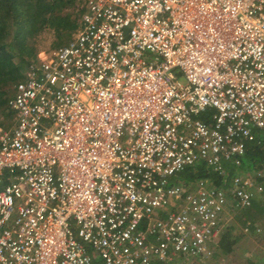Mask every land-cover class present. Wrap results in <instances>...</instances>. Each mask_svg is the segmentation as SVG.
<instances>
[{
	"label": "built area",
	"instance_id": "2783aa9c",
	"mask_svg": "<svg viewBox=\"0 0 264 264\" xmlns=\"http://www.w3.org/2000/svg\"><path fill=\"white\" fill-rule=\"evenodd\" d=\"M0 129V264H209L264 140V0H82ZM204 163L221 177L170 184ZM244 232L248 231L245 227Z\"/></svg>",
	"mask_w": 264,
	"mask_h": 264
},
{
	"label": "trees",
	"instance_id": "16d2710c",
	"mask_svg": "<svg viewBox=\"0 0 264 264\" xmlns=\"http://www.w3.org/2000/svg\"><path fill=\"white\" fill-rule=\"evenodd\" d=\"M78 2L79 0H0V114L12 117L7 102L13 86L23 78L28 63L37 57L34 38L49 29L57 38L54 47L66 43L80 23L81 10H76ZM224 165L229 175L245 168L255 171L257 181L263 186L264 195V140L247 145L238 168L227 162ZM200 177H209L217 185L222 183L221 177L201 163L187 167L171 177L170 184L194 181ZM242 212L243 216L239 221L242 225H248L250 232L253 233L256 226L264 230L263 225L257 224L260 218V221L264 219V196L254 200ZM233 228L234 226H229L216 244L223 257L234 252L233 245L240 239V236L233 234ZM261 246L264 247V244ZM263 251L264 248L251 252V255L247 253L244 264H264ZM92 264H99V260L95 259Z\"/></svg>",
	"mask_w": 264,
	"mask_h": 264
},
{
	"label": "rangeland",
	"instance_id": "374dc122",
	"mask_svg": "<svg viewBox=\"0 0 264 264\" xmlns=\"http://www.w3.org/2000/svg\"><path fill=\"white\" fill-rule=\"evenodd\" d=\"M81 3H82V0H79V2L77 3L76 10L79 9V6L81 5ZM74 34H75V31L71 34V37H73ZM55 42H57V38L54 35L53 31L49 30V29H46L45 31L40 33L38 36H36V38H34V41H33L34 47L36 50V54H37V57H35V59H43L44 57L49 56L52 53V51L56 48L53 46V44ZM17 61H19L18 57H17ZM22 66H23V64H22ZM12 125H13V120H12L11 116H4L3 114H0V129H9ZM240 172L243 174H249L251 176H253L254 174H255V176L257 175L255 171L249 170L248 168L242 169ZM254 197L258 198L257 195L256 196L254 195ZM242 210L243 209H232L231 221L227 225V227H229L231 225L234 226V228H233L234 233L233 234L240 236V239L238 240V242L233 245L234 246V253H233L234 257L229 258L228 261H227V258H225L227 261V264H244L245 263L244 259L247 255V253H249L251 255V252L253 253L255 251V244L253 243L254 240L258 244H260V243L264 244V230H262V227H258V228H261V232L256 233L255 236L250 234L249 230L247 232H244L242 230V228H244V226H242V224L239 221V218L243 216ZM260 219H259L257 224L263 225V227H264V219H262V221H260ZM246 235H249V236L252 235L253 237L252 236L251 237L254 239L253 240L248 239L246 237ZM252 246H254V247H252ZM244 252H246V255L245 254L243 255ZM214 256H215V254H214ZM252 256H253V254H252ZM220 258H222V257H220ZM214 259H212V260H214ZM238 260H240L239 263L237 262Z\"/></svg>",
	"mask_w": 264,
	"mask_h": 264
},
{
	"label": "crops",
	"instance_id": "0c3cea01",
	"mask_svg": "<svg viewBox=\"0 0 264 264\" xmlns=\"http://www.w3.org/2000/svg\"><path fill=\"white\" fill-rule=\"evenodd\" d=\"M255 196H256V195H255ZM257 197L259 198L260 196H257ZM258 198L254 197V198H253V202H254V200H257ZM253 202H252V203H253ZM251 205H252V204H251ZM242 226H244V228H245V227H248V225H242ZM227 228H228V227H227ZM227 228H226V229H227ZM244 228H242V230H243ZM226 229L223 231V233L226 231ZM249 229H250V228L248 227V230H249ZM233 231H234V230H232V232H233ZM243 231H244V230H243ZM249 231H250V230H249ZM246 232H247V231H246ZM259 232H261V228H258V226H256V228H254V230H253V233L250 232V234H252V235L255 236L256 233H259ZM223 233H222V234H223ZM233 233H234V232H233ZM245 234H246V233H245ZM252 235H251V236H252ZM251 236L246 235V237H247L248 239H252V240H253L254 238H252L253 236H252V237H251ZM257 239H258V238H257ZM253 243L255 244V250H257V249L259 250V249H263V248H264V247L261 246V243H260V242H259L260 244H258V243H256V241L254 240ZM217 244H218V243H217ZM256 244H257V245H256ZM252 247H254V246H252ZM250 249H251V248H250ZM252 249H253V248H252ZM212 250H213V252H212V258H211V260H210L211 263L209 262L210 264H227L228 259L231 258V257H234V254H233L234 252H233L231 255H229L228 257H223L222 254L219 253V250H218L216 244L214 245V248H213ZM214 254H215V256H214ZM244 254L246 255V252H244L243 255H244ZM220 257H222L223 259L220 258ZM214 258H215V259H214ZM225 258H227V261H226ZM212 259H214V260H212ZM219 259H220V260H219ZM221 259H222V260H221ZM245 260H246V257H245V259H244V262H245ZM237 262L239 263L240 260H238Z\"/></svg>",
	"mask_w": 264,
	"mask_h": 264
}]
</instances>
